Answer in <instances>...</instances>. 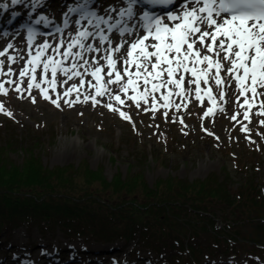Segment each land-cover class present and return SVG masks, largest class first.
I'll return each instance as SVG.
<instances>
[{
	"label": "rangeland",
	"instance_id": "374dc122",
	"mask_svg": "<svg viewBox=\"0 0 264 264\" xmlns=\"http://www.w3.org/2000/svg\"><path fill=\"white\" fill-rule=\"evenodd\" d=\"M0 78L4 79L5 76ZM237 95L239 93L234 97ZM0 102L13 113V117H9L0 112V145L12 143L9 157L17 164L23 162L27 148L32 149L46 167L80 168L87 165L92 170L102 169L109 180L120 173L125 175L131 170L137 171L140 165L150 184L170 175L193 181L207 179L210 174L211 177L228 178L233 182L228 186L229 193L205 194L206 197L196 203L197 208L208 207L210 210H216V221L219 225L216 230H206L203 223L195 222H200L201 215L190 216L187 212L188 218L185 220L201 228V236L196 238L197 241H192L187 235L182 236L185 238L184 248L194 245L192 254L179 250L180 247L172 254V248H165L163 251L152 250L142 242L139 227L135 229L131 240L119 238L110 241L123 248L116 256L117 261L128 259L129 263L133 264L139 257L146 259L149 256L152 258L149 264H175L172 261L174 257H178V264H204L206 260H211L205 257L208 252L216 254V260H222V249L228 248L229 252L234 254L232 256L238 254L240 257L230 258L231 260L242 264L251 260L254 263L249 264H264V125L259 123L264 120V116L250 114L249 122L243 117L244 109L236 103L226 105L224 101H220V104H224L222 108H225V111H221L217 106L212 115L203 118L208 103L195 101L186 108L182 106L179 111L174 108L170 110L168 120L164 119V110L161 109L155 113V118L152 112L145 114L143 107L141 111L131 110L129 114L135 123L133 128L132 123L102 105L93 107L84 104L80 107L56 108L51 102L39 98H36V103H32L27 97L14 96L2 97ZM236 113L240 115L234 121L232 116ZM172 116H182L187 127L180 124L179 120L173 122ZM243 125H247L249 131H243ZM209 132L214 135H209ZM17 140L23 142V147L17 144ZM26 144L28 147L24 148ZM139 154L149 159L146 162L144 159L137 161ZM242 154L244 157L252 156L253 159L261 161L259 169L257 167L258 170L253 171L251 185L245 179L246 174L224 171L225 168L232 170L236 161L242 162L244 157L235 158ZM130 163L134 165L133 168ZM77 179L81 180L80 177ZM220 196L233 200L218 199ZM96 206L97 203L91 205ZM232 209L237 212L235 217L232 215ZM179 216L183 214L178 213L175 220H178ZM228 222H232L231 229L222 230V226ZM29 224L24 222L22 227L14 230L3 229L0 238L12 237L16 243H33L37 238L40 240L44 237L45 242L51 243L50 249L54 248L53 244L60 243L61 246L56 248L62 249L67 248V243H71L65 236L68 230L64 226L62 228L54 223L52 228H43ZM138 238V243L143 245L137 243ZM231 239L235 241L231 242ZM75 241L83 243L80 248L85 247L84 243H90L92 249L109 242L91 235H78ZM133 248L140 249L141 253L133 255ZM233 248L234 250H231ZM248 256L251 260L246 259ZM193 257L196 258L195 261L192 260ZM116 260L102 264H115Z\"/></svg>",
	"mask_w": 264,
	"mask_h": 264
},
{
	"label": "snow or ice",
	"instance_id": "6c2138e0",
	"mask_svg": "<svg viewBox=\"0 0 264 264\" xmlns=\"http://www.w3.org/2000/svg\"><path fill=\"white\" fill-rule=\"evenodd\" d=\"M21 2L22 0H12V4ZM138 2L139 0H128V6L119 9V19L115 22H112L111 16L105 19L94 11H88L87 0L78 8L70 9V12L80 13L75 35H69L67 41L61 36L55 45L45 41L38 46L35 54L30 51L25 67L19 71V79L0 82V94L9 93L6 84L15 85L14 90L20 98H25L24 93H27V98L36 103V97L31 91L35 88L40 91L43 99L57 108L61 107L62 100L69 106L90 101L96 107L102 104L98 97L106 96L109 102L103 103V106L118 113L135 128L132 116L123 110L126 100L122 97L132 101L137 109L143 106V111L152 112L153 118L156 112L164 109L162 115L168 120L169 110L174 108L179 111L182 106L186 108L190 95H194L201 103L206 96L211 101V106L203 114V118H206L214 113L217 106L210 81L221 89L219 96L223 100L226 95L223 91L226 78H230L236 83L239 93L237 103L244 109V119L250 122L251 110L257 106V115L264 116V99H261L264 97V0H182L183 10L179 13L169 12L164 17L144 11L138 18V25L129 26L127 21L135 17L134 6ZM147 2L168 6L175 0ZM3 7L7 8L8 5ZM41 21H47V17H41L37 23ZM84 21L92 30L84 26ZM67 25L66 18L65 26ZM139 29L144 31L143 36L137 34L131 43L121 39L113 46L110 34L114 30L120 37H124L138 33ZM57 31L62 33L63 30ZM28 32L31 46L36 33L32 28ZM97 40L100 47L96 46ZM105 44L107 47H103ZM125 45L127 50L118 59L117 54L124 51ZM11 48L13 45L8 44L0 51V58L6 57L10 64L17 61V56L8 54ZM89 54L95 55L89 58ZM101 60L105 63L101 64ZM225 64L228 65L227 68ZM4 67L5 60L0 59V76L14 75L10 66L7 71ZM38 68L41 70L39 81L36 75ZM222 71L224 76L221 75ZM58 73L64 79L58 81ZM88 76L91 79H86ZM24 77H30L26 88L22 86ZM186 77L188 85L194 87H185ZM75 78L79 79V84H70L62 94L56 92L55 98L49 94V89L55 92L58 83L61 86L69 85V81ZM202 83L204 88L201 87ZM86 84L87 90L81 101L80 90ZM113 85L118 91H113ZM73 93H76L75 98H72ZM174 96L180 97V103L172 100ZM220 110L223 111V108ZM0 112L13 117L12 111L3 102H0ZM239 115L240 113L234 114L232 120H237ZM171 119L173 122L179 120L184 125L182 116H172ZM259 123L264 125V120ZM242 130L249 131L247 125H243ZM208 134L214 135L211 132Z\"/></svg>",
	"mask_w": 264,
	"mask_h": 264
},
{
	"label": "trees",
	"instance_id": "16d2710c",
	"mask_svg": "<svg viewBox=\"0 0 264 264\" xmlns=\"http://www.w3.org/2000/svg\"><path fill=\"white\" fill-rule=\"evenodd\" d=\"M17 144L23 147V142L17 140ZM12 146V143L0 145V232L24 222L43 228H52L57 223L71 236L82 234L101 240H129L140 227L142 242L155 250L172 248L171 251L180 247L194 252V245L184 248L182 236L197 241L201 236L197 224L203 223L206 230L213 231L219 226L216 210L197 208L196 203L206 197L205 194L229 193L228 186L233 183L228 178L220 179L210 174L207 179L193 181L170 175L150 185L140 165L137 171L120 173L109 180L102 169L92 170L87 165L46 167L32 149L26 148L28 144L24 147L26 157L17 164L9 157ZM241 157L243 154L235 158ZM141 159L146 162L149 157L139 154L137 161ZM259 163V159L248 156L242 162L236 161L232 170L225 168L224 171L246 174L245 179L251 185L253 171L259 169ZM130 166L134 167L132 163ZM79 171L83 172L77 173ZM218 199L233 200L221 196ZM93 203L98 206L91 207ZM187 212L190 216L201 215L200 222L188 223L185 220ZM178 213L184 217L175 220ZM232 215H237L234 209ZM230 223L222 226V230L231 229Z\"/></svg>",
	"mask_w": 264,
	"mask_h": 264
},
{
	"label": "bare ground",
	"instance_id": "6f19581e",
	"mask_svg": "<svg viewBox=\"0 0 264 264\" xmlns=\"http://www.w3.org/2000/svg\"><path fill=\"white\" fill-rule=\"evenodd\" d=\"M22 6H24V5H20V7H22ZM38 10V9H37ZM14 25V27H15V25L16 24H13ZM126 51V49H124V51H122V53H124ZM95 55V54H94ZM101 55H103V53H101ZM97 58H99V57H97ZM17 62L18 63H21L22 62V59L21 58H19L18 60H17ZM101 62V64H104L105 63V61H103V60H101L100 61ZM120 66V65H119ZM16 67L14 66L13 67V69H15ZM62 80V79H61ZM78 81V78H75L73 81H69V85H66V86H70V84H72V83H76ZM61 86V85H60ZM189 86L188 85H186V88H188ZM112 88L113 89H116L117 87L115 86V85H113L112 86ZM87 90V86H85V90H84V92L82 93V96H83V94L85 93V91ZM52 94H55V92L53 91L52 93H51V95ZM75 96H76V94H72V98H75ZM105 98H107V97H105ZM80 99H81V97H80ZM193 99L194 100H196L195 99V97H193ZM81 101H82V99H81ZM243 102V98L241 97V99H240V103H242ZM238 103H237V100H236V105H237ZM74 107H80V105H75ZM110 247L108 246V245H106L105 247H104V249H109ZM94 250V249H93ZM91 251L92 253H93V255H94V257L95 258H99V257H101V255H102V252L100 251V250H98V248L97 249H95L94 251ZM49 256H38V257H36L34 260H35V262H36V264H44V263H46V264H49L48 262H47V258H48ZM94 258V259H95ZM94 259H87V261L88 262H92ZM49 262H51V264L53 263V259H51Z\"/></svg>",
	"mask_w": 264,
	"mask_h": 264
}]
</instances>
